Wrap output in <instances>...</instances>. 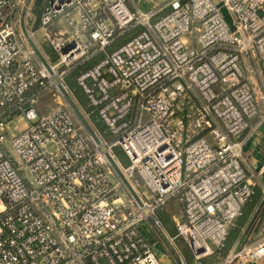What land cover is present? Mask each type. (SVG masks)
<instances>
[{"label":"built area","instance_id":"1","mask_svg":"<svg viewBox=\"0 0 264 264\" xmlns=\"http://www.w3.org/2000/svg\"><path fill=\"white\" fill-rule=\"evenodd\" d=\"M132 2L46 0L53 62L36 0H0V264H164L142 226L173 264H187L177 239L203 264L253 199L246 134L264 114L242 61L255 53L264 72V0H170L155 21ZM101 53L76 80L85 111L65 79ZM46 94L60 104L42 114ZM16 115L25 127L9 138ZM178 197L172 237L158 212ZM262 262L264 187L220 264Z\"/></svg>","mask_w":264,"mask_h":264},{"label":"crops","instance_id":"2","mask_svg":"<svg viewBox=\"0 0 264 264\" xmlns=\"http://www.w3.org/2000/svg\"><path fill=\"white\" fill-rule=\"evenodd\" d=\"M170 0H133L129 5L132 11L141 10L143 12L157 11L158 15L154 19L162 17L163 15L170 12V8L167 7V4ZM46 0H36L35 9H34V19L36 20L35 29L37 31V37L44 47V52L49 47L52 48L48 42H46L41 35L39 30V22L41 14L45 7ZM54 51V50H53ZM51 56V54H50ZM242 68L248 78L251 87L253 88L259 102L260 109L264 114V72L260 62L258 61L257 55L251 54L250 56L243 58ZM263 116V115H262ZM261 117L256 118L253 121L252 128L246 134V145H245V156L247 162L245 164L246 171L256 182L255 195L251 200L249 208L245 211L246 220L248 221L253 213V211L260 206L263 199V187H264V119ZM213 135H209L208 138L210 141ZM255 208V209H254ZM163 224V223H162ZM164 226V224H163ZM165 227V226H164ZM142 230L146 238L150 241L153 247L157 251L158 257L162 260L164 264H173L174 260H168L166 256V250L163 244L157 240L156 236L145 231V226H142ZM167 230V229H166ZM168 231V230H167ZM169 232V231H168ZM172 237H175L176 234L169 232ZM177 239L176 241H178ZM182 241V240H181ZM183 242V241H182ZM184 243V242H183ZM185 244V243H184ZM179 246L182 247L180 242ZM188 247V246H187ZM186 253V259L191 263L192 252L190 248L184 249ZM187 262V261H186ZM205 264V262H203ZM261 264H264L262 262Z\"/></svg>","mask_w":264,"mask_h":264},{"label":"rangeland","instance_id":"3","mask_svg":"<svg viewBox=\"0 0 264 264\" xmlns=\"http://www.w3.org/2000/svg\"><path fill=\"white\" fill-rule=\"evenodd\" d=\"M133 36H134V33L126 34L123 38L117 40L110 48H108L107 53H111L112 51L116 50L121 45L128 42ZM43 49H44V47H43ZM46 54L49 56V58L53 62L59 61L58 55L53 51L52 48L49 47L48 49H46ZM50 54H51V56H50ZM103 57H104L103 53L99 54L96 57V59L92 60L90 63H88V65L86 64V65L78 67L70 76L67 77L68 79L67 78L65 79L66 84H68L70 90L74 94V96L77 99V101L79 102L80 106L85 111H90V104L88 102V99H87L85 93L79 87L76 80L81 75V73L85 72V70L87 68H90L91 66L97 64ZM59 104H60V101L56 98V96L54 94H46V95H41L39 97L38 108L40 109V112L42 114H45V113H48L49 111H51L52 109H56L59 106ZM65 104H67L71 109L76 111V109L69 102V100H67V102ZM93 120L97 123V125H95V126H97L103 134L107 135L108 130H107L106 126L104 124H102L101 122H98L96 117ZM8 121L10 123L9 138H12L13 136L18 135L20 130L25 127V123H23V121H21V119L19 118L18 115L10 116ZM114 152H115V155L117 156L118 160L121 162V164L124 167H128L130 165L129 160L125 157L124 153L122 152V150L120 148H116L114 150ZM250 204H251V202L247 204V206L245 207L246 210L249 208ZM255 210L253 211V213L255 212ZM183 213H184L183 201L181 200V197H178V198H175L172 202L167 204L162 210H160L158 212V218L161 220V222L164 224L165 228L169 232L177 234L176 223L178 220H180L183 217ZM252 215H251L250 219L252 218ZM250 219L247 221L245 216H242L236 222L235 228L231 231L230 236H229L228 241H227V244H226V247L220 253L218 252L215 255H213L212 257L205 259L204 260L205 264H220V263H222L226 259V257L229 255L230 251L232 250V248L234 247L236 242L242 236V229L248 225ZM253 236L255 239L259 238L258 232L256 231ZM180 242L182 243V247L179 246ZM175 243H176V247L178 249H180V251L182 252L183 256L186 259L187 257H186V253H185L184 249H186V248L188 249L189 247H187V245L184 244L180 239L178 241H176ZM192 258H193V255H192ZM185 261H187V264H196L194 262L195 261L194 258L191 260V263L188 261V259H186Z\"/></svg>","mask_w":264,"mask_h":264},{"label":"trees","instance_id":"4","mask_svg":"<svg viewBox=\"0 0 264 264\" xmlns=\"http://www.w3.org/2000/svg\"><path fill=\"white\" fill-rule=\"evenodd\" d=\"M244 215H245V213H244Z\"/></svg>","mask_w":264,"mask_h":264}]
</instances>
